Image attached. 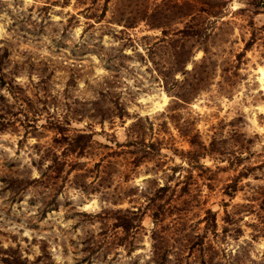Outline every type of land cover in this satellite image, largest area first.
Returning <instances> with one entry per match:
<instances>
[{"label":"rangeland","instance_id":"1","mask_svg":"<svg viewBox=\"0 0 264 264\" xmlns=\"http://www.w3.org/2000/svg\"><path fill=\"white\" fill-rule=\"evenodd\" d=\"M0 54V264H154L152 231L201 234L205 208L187 264H264V0H0ZM137 117L134 164L113 141Z\"/></svg>","mask_w":264,"mask_h":264},{"label":"trees","instance_id":"2","mask_svg":"<svg viewBox=\"0 0 264 264\" xmlns=\"http://www.w3.org/2000/svg\"><path fill=\"white\" fill-rule=\"evenodd\" d=\"M263 0H253V4H262ZM201 10H206V8H198ZM210 11V10H207ZM101 13V12H100ZM192 27V26H191ZM180 31V30H179ZM200 27L197 26H193V28H191L190 34H194L196 36L200 35L199 33ZM191 34V35H192ZM205 36V35H204ZM204 38V37H203ZM245 45H247V41L245 42ZM4 49V48H2ZM239 52L236 54V56H239ZM2 54H0V64H1V59L3 57H1ZM3 78V75L0 74V85H4V83H6L7 81H5ZM7 89L9 91L10 94L13 93L14 90H12V88L14 87L11 83L7 82ZM175 95H178L175 93ZM182 96V94H179ZM16 97V96H15ZM101 100V99H100ZM95 102H100L99 100L95 101ZM109 108L105 107L103 110H98L97 112V118L99 119V122L101 123L103 121V119L105 117H108L107 112L109 113ZM82 112H80L79 114H81ZM118 116L120 117L121 114H119L120 112H117ZM91 117H94V114L90 113L89 114ZM67 119V118H66ZM140 117H137L133 122H131V124L127 127V132H126V137L124 141H117L114 140V144L116 146H128V145H132L134 143H138V145H136L135 148H133V151L130 149H127L125 151L128 152H132L134 154H132V158L130 161H132L134 164H137V162L145 157H148L149 154H152L156 151V148L153 147L154 143L152 141H144V132L142 131L141 127L139 126V121H140ZM29 120L26 121L27 124H29L28 122ZM67 122V121H66ZM2 123V117L0 114V124ZM55 129H57L58 131H62L63 129V125H61L59 122H56V124H54ZM91 132H76L74 133V135L69 136L64 135L66 137H64V139L66 140V144L67 147L66 149L68 151H76L78 154H82V151L84 150L85 146L88 145L87 141H90V137H91ZM188 142L189 144H193L197 147V149L200 151L198 152V155L200 154H204V153H209V151H212V146L211 148H206L203 144V142L200 140H197L196 138V134H191L188 138ZM123 151V150H122ZM98 163L95 162V164ZM233 184H226V186H232ZM165 184H161L159 186H157V188L155 190L158 191H163L165 189ZM154 195L159 197L157 193L154 192ZM150 200H152V198H149ZM119 213L115 214L116 216L114 217V221H113V225L114 226H120L122 228V230L124 232L129 231L131 228H134L136 223L134 222L135 220H137L139 218V214L140 211L138 208L136 209H128L125 208L123 209V212H121L120 210H118ZM139 212V213H138ZM159 216V212H157L156 210L152 213V217L153 218H157ZM199 221H204V225H203V232L201 234H199L198 232H180L179 227H174L173 229V237H175V239L172 241V244H169L167 242V240L165 239V237H163L161 235V233H159V229H154L152 231V239L153 242L151 244L152 246V258H153V262L154 264H166L169 260L168 257V251H171L170 248H173V252L175 254L174 260L172 261V264H187L188 261H184L183 260V253L182 251H184L183 249L186 248V253L191 254V249L193 247V243H197L199 246L202 245L203 242V238H204V232L207 229H213L216 226V222H215V213L210 209V208H205L204 209V213L201 216V218L199 219ZM262 222V220H261ZM263 225H264V221H263ZM179 231V232H178ZM214 232V231H213ZM175 233H179V234H175ZM181 235V237H179ZM158 239V240H157ZM173 239V238H172ZM3 260H5L8 264H35V260H28L25 257H20L19 254H15V253H8L6 252V255L3 256ZM235 260V259H234ZM237 260V259H236ZM198 264H208V262H206L204 259H200L198 262ZM222 264H228V263H222ZM233 264V262H232ZM234 264H239V262H234Z\"/></svg>","mask_w":264,"mask_h":264}]
</instances>
